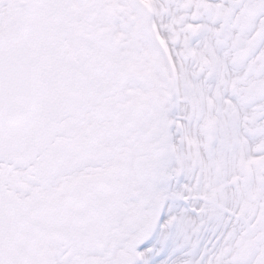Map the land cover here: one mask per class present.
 <instances>
[{
  "label": "snow or ice",
  "instance_id": "obj_1",
  "mask_svg": "<svg viewBox=\"0 0 264 264\" xmlns=\"http://www.w3.org/2000/svg\"><path fill=\"white\" fill-rule=\"evenodd\" d=\"M0 264H264V0H0Z\"/></svg>",
  "mask_w": 264,
  "mask_h": 264
}]
</instances>
